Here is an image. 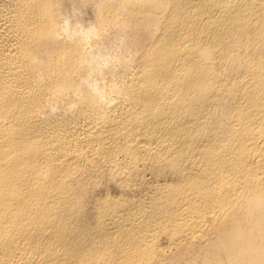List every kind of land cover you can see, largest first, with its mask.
Masks as SVG:
<instances>
[{
  "label": "bare ground",
  "instance_id": "6f19581e",
  "mask_svg": "<svg viewBox=\"0 0 264 264\" xmlns=\"http://www.w3.org/2000/svg\"><path fill=\"white\" fill-rule=\"evenodd\" d=\"M0 264H264V0H0Z\"/></svg>",
  "mask_w": 264,
  "mask_h": 264
},
{
  "label": "clouds",
  "instance_id": "9594fccd",
  "mask_svg": "<svg viewBox=\"0 0 264 264\" xmlns=\"http://www.w3.org/2000/svg\"><path fill=\"white\" fill-rule=\"evenodd\" d=\"M68 23V21H65V24H67Z\"/></svg>",
  "mask_w": 264,
  "mask_h": 264
}]
</instances>
